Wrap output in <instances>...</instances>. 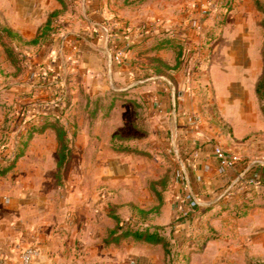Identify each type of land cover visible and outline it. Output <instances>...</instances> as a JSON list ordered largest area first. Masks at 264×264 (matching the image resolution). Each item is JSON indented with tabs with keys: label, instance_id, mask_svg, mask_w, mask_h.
I'll return each instance as SVG.
<instances>
[{
	"label": "rangeland",
	"instance_id": "374dc122",
	"mask_svg": "<svg viewBox=\"0 0 264 264\" xmlns=\"http://www.w3.org/2000/svg\"><path fill=\"white\" fill-rule=\"evenodd\" d=\"M218 22L211 41L223 25ZM31 41L10 39L19 69L0 57V155L15 146L28 156L14 171L16 192L39 206L35 214L60 247L62 264H264V189L179 214L180 169L161 144L164 127L154 120L147 94L116 91L123 84L113 80L112 88L108 72L97 88L76 73L54 76L40 65L38 47L55 39L38 47ZM53 125L66 129L70 150L59 177ZM114 216L124 228H161L170 251L133 238L107 243L117 229ZM35 243L43 247L48 240Z\"/></svg>",
	"mask_w": 264,
	"mask_h": 264
},
{
	"label": "crops",
	"instance_id": "0c3cea01",
	"mask_svg": "<svg viewBox=\"0 0 264 264\" xmlns=\"http://www.w3.org/2000/svg\"><path fill=\"white\" fill-rule=\"evenodd\" d=\"M204 1L74 0L57 21L54 44L49 48L37 46L40 65L54 76L59 71L76 73L97 88L108 72L112 88L113 80L123 84L116 91L147 94L153 103L154 120L175 138L174 143L178 140L175 145L194 144L191 148L198 154L194 159L197 169L187 171L197 201L195 211H204L214 202L221 206L226 201L236 203L264 189L263 185L240 196L230 194L237 175L245 167L259 165L264 152V115L256 91L264 75V17L254 0H232L223 17L216 13L208 19L204 34L193 32L187 40H181L179 33L187 26V18H199V5ZM60 10L57 0H0V24L30 41L46 25L50 14ZM156 20L160 24L148 30ZM220 20L223 25L211 41V31L214 27L216 32ZM125 43L131 44L126 63H110V56ZM2 56L13 67L0 48ZM152 60L172 67L178 63V68L162 74ZM195 114L202 121L200 133L191 132L183 122L184 117ZM4 118L0 108V135ZM213 144L241 157L237 170L218 168L212 158ZM18 150L15 146L4 150L0 172L8 168V160ZM56 152L57 167L58 149ZM27 157L23 156L22 162L6 174L0 173V264L16 263L37 238L48 243H43L36 264H62L60 247L55 249L49 241L51 236L46 235L49 227L43 226L35 214L39 206L16 192L14 171ZM203 170L207 174L201 179L199 172Z\"/></svg>",
	"mask_w": 264,
	"mask_h": 264
},
{
	"label": "built area",
	"instance_id": "2783aa9c",
	"mask_svg": "<svg viewBox=\"0 0 264 264\" xmlns=\"http://www.w3.org/2000/svg\"><path fill=\"white\" fill-rule=\"evenodd\" d=\"M232 0H206L199 5V18H187L188 24L185 28L179 33L181 40L185 41L188 39L191 33L203 34L206 28V22L208 19L215 13H217L221 8L225 10V14L229 12L232 7ZM160 24V20L154 21L148 26V30H154ZM131 48L130 43H125L116 52L112 55L113 63L118 65H123L127 61V55ZM186 128L191 132L200 133L202 130V121L200 116L188 115L183 118ZM161 144L164 147V150L167 154L172 156L180 167L178 157L181 159L182 165L188 171H195L197 166L194 162V159L197 158V152L193 151L191 146L193 143H186L184 146H176L177 150H174L173 144L175 138L169 135L166 130H162L160 134ZM177 140V139H176ZM178 141V140H177ZM177 141L175 143H177ZM193 144V145H192ZM212 158L217 164L218 168L221 170H237L238 166L241 164V157L232 151L226 150L223 146L219 144H213L212 146ZM177 175L178 184L182 187V194L179 195L175 200L174 204L177 207V210L180 213H183L188 208L197 207V201L193 198L189 192V188L181 170ZM207 171L203 170L199 172V178H205ZM264 185V152L261 154V163L259 165L245 167L237 175L236 184L233 187L230 194L232 196H240L247 190L257 188ZM42 248L40 244L33 243L27 248H25L19 260L16 263L12 264H36L37 260L41 257ZM135 264V263H132Z\"/></svg>",
	"mask_w": 264,
	"mask_h": 264
},
{
	"label": "trees",
	"instance_id": "16d2710c",
	"mask_svg": "<svg viewBox=\"0 0 264 264\" xmlns=\"http://www.w3.org/2000/svg\"><path fill=\"white\" fill-rule=\"evenodd\" d=\"M61 6L62 10L55 11L50 14L46 25L39 31V34L35 39L31 41V44L34 46L42 45L43 43H48L52 41L53 34L57 32L59 28L58 20L64 10L67 9L69 3L74 0H57ZM255 6L257 10L264 17V0H254ZM263 28H264V20H263ZM20 37V35L14 32L9 27H0V45L2 46L7 60L9 63L15 68L19 69V54L16 49L13 47L10 42L11 38ZM263 58H264V48H263ZM153 64L157 63L158 65H154V67L159 68V73H164L165 71H170L178 68V63L175 66H169L160 60H152ZM257 95L261 102V111L264 115V75L260 79L257 84ZM54 130L56 131L57 141L59 144L58 149V163H57V177H59L60 173L66 169L69 161L70 150L67 145V131L63 126L53 125ZM24 156V151L19 149L18 152L14 155V157L8 160V168L2 170L1 174H6L11 169L15 167L18 161ZM159 200L161 203L163 202V198L160 196ZM117 229L112 232L111 238L107 243H119L121 240L133 238L136 241L143 242L153 246H162L163 249L168 253L170 251V241L168 238L160 233L161 228L156 227L154 230L151 229H134V228H124L120 225V219L117 216H114Z\"/></svg>",
	"mask_w": 264,
	"mask_h": 264
},
{
	"label": "water",
	"instance_id": "95a60500",
	"mask_svg": "<svg viewBox=\"0 0 264 264\" xmlns=\"http://www.w3.org/2000/svg\"><path fill=\"white\" fill-rule=\"evenodd\" d=\"M109 62H110V63H113V58H112V56H110V58H109ZM173 147H174V150H177L175 143L173 144ZM178 160H179V163H180L181 166H182V171H183V174H184V176H185V178H186V182H187V185H188V188H189V192H190L191 196H192L193 198H195V195H194V193H193V190H192L191 184H190V182H189L188 171H187V169L182 165L181 159H180L179 157H178ZM195 200H196V198H195Z\"/></svg>",
	"mask_w": 264,
	"mask_h": 264
}]
</instances>
